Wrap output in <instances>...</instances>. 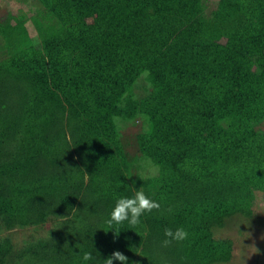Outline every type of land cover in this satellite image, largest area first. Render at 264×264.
<instances>
[{
  "label": "trees",
  "instance_id": "1",
  "mask_svg": "<svg viewBox=\"0 0 264 264\" xmlns=\"http://www.w3.org/2000/svg\"><path fill=\"white\" fill-rule=\"evenodd\" d=\"M8 1L19 7L14 15L0 8V65L29 68L33 79L30 92L38 100L39 110L40 102L58 98L55 88L62 90L70 85L68 93H83L85 96L81 98L87 104L85 123L98 126L89 135L95 153L100 150L110 155L119 146L121 136L116 125L100 114L108 111L111 100L116 111L130 108L128 102L134 86L142 81L146 96L139 100L145 115L153 122V132L144 135L140 150L160 160L162 172L158 179L144 183L145 195L160 203L157 218L149 214L146 223L162 230L176 226L187 231V239L180 242L182 261H177L178 264H231L233 242L216 237V233L234 227L239 234L243 225L257 222L250 213H244L240 204L250 188L264 190V129H260L264 127V0H223L210 9L204 7V1L187 2L190 17L187 21L178 18V22L182 21L179 26L175 10L169 8L172 0ZM98 4H103L102 11L106 8L107 14L94 17L93 24L87 25L86 19L99 10ZM23 7L30 13L31 21H39L50 32V39L27 38L25 14L18 12ZM120 8L124 13L119 19L132 25L128 26L130 29L126 26L127 36L131 37L113 49L105 26H101L114 15L120 17ZM137 23L146 26L135 28ZM18 27V33L14 32ZM91 34L95 39H91ZM85 39L87 42L82 41ZM80 47L81 53L76 51ZM195 48L202 50V54L195 52ZM94 49L99 60L94 57ZM91 50L92 55L87 53ZM162 60H166L163 68L150 66L151 62ZM78 76L82 80H77ZM243 110L247 115L241 125L234 117ZM32 120L35 124V117ZM61 124L60 118L51 120L46 114L36 132L42 134L53 129L54 135L64 140ZM28 136L30 141L31 134ZM18 145L26 144L21 141ZM19 162L25 163L21 158ZM53 168L64 170L65 166L54 164ZM108 170L105 176L112 177ZM71 172L70 176L76 173ZM208 177H215L221 190L212 196L198 194L200 186L212 185ZM100 187L95 204L100 203L99 208L108 220L116 201L126 197L127 192L110 185ZM222 187L228 188L226 192ZM77 193L68 200L70 204L75 203ZM1 194L0 191V199ZM7 214H0V227L8 220L14 223ZM73 215L63 223L67 228L79 219ZM96 216L99 217L98 212ZM119 226V234L114 236L112 232L109 241L99 239L105 243L100 249L104 252L103 260L140 237V225L132 226L125 221ZM70 229L63 238L75 233L91 236L82 224L75 231ZM1 242L0 264H7L10 242L8 239ZM48 244L50 251L47 247L44 250L56 252L52 242ZM98 247L99 244L88 252L99 262L100 258L95 257ZM32 255L30 248H21L15 258L28 264L25 259H31Z\"/></svg>",
  "mask_w": 264,
  "mask_h": 264
},
{
  "label": "rangeland",
  "instance_id": "2",
  "mask_svg": "<svg viewBox=\"0 0 264 264\" xmlns=\"http://www.w3.org/2000/svg\"><path fill=\"white\" fill-rule=\"evenodd\" d=\"M197 1L172 0V3L170 2L169 8L175 10L173 12L176 18H174L178 26L179 22L187 21L190 17L188 12L190 8L186 7L187 2L197 4ZM200 1H204L206 5L204 7L208 9L213 8L216 2L220 4L223 2V0ZM92 2L99 3L97 0H92ZM102 5L98 4L99 10L95 11L96 14L86 19L87 25L93 24L91 22L94 17L107 14L106 8L102 11ZM109 6H112L110 2ZM18 7L19 4L15 2L0 0V8L3 12L14 15L16 13L14 10ZM101 11L105 13L102 14ZM18 12L25 14L26 19L23 24L27 38L38 37L41 41L50 39V32L42 27L39 21H31L30 13L25 7ZM123 13L124 10L120 8L118 11L120 17L114 15L111 21L101 26H105V31L111 43L114 44L113 49L118 47L122 41L124 43L129 36L131 37V35L127 36L128 28L130 29L128 26L131 24H128L125 19L120 20ZM178 18L182 21L178 22ZM134 25L138 29L146 26L142 23ZM18 30H20L19 27L14 28V32L18 33ZM89 36L95 39L93 34ZM82 41L87 42V39ZM81 49L82 47L77 48L76 51L81 53ZM194 50L198 51L196 48ZM200 51L198 53L202 54V50ZM87 53L92 55L93 52L91 50ZM97 54L99 55L94 49V57L99 60ZM204 54L203 49V56ZM166 58L169 57L166 56ZM165 61H154L150 63V66L154 69L163 68L166 65ZM29 73L30 70L26 67L13 68L0 65V78L3 77L0 79L2 86L0 88V191L2 192L0 214L8 213L14 222L10 224L8 220V223L5 222V225L0 227L1 241L8 239L10 242L7 264L23 263V260L15 258L16 252L21 248H30L33 252L31 259H25L29 262L28 264H103L105 256L103 250L101 252L100 249H103L105 243L99 239L102 237L109 241L112 231L120 226L116 225L115 229V224H113L112 229L108 228L105 212L99 208L100 203L95 204L96 198L99 197L98 187L101 186L102 189L110 185L120 190L123 189L127 192L126 197L131 198L134 197L136 190L144 191L145 182L153 178L158 179L162 173L160 160L142 154L140 150L144 135L153 132V122L145 115L146 112L142 109L139 100L146 96L144 84L139 80L134 86L132 100L128 102L130 108L128 106L116 111L115 105L112 104L114 100H111V105L107 107L108 111L103 115L100 114L105 121H112L121 135L118 141L119 146L113 148L110 155H104L100 150L99 153H95L96 147L92 144L93 141L89 140L90 132L96 131L98 126L85 123L87 104L83 103L81 98L85 95L78 91L68 93L70 85H65L62 90L55 88L58 98L46 103L40 102L42 104L39 105V110L36 105L39 102L35 100V94L30 92L29 85L33 79ZM77 80L80 81L82 78L78 76ZM76 84H79L78 81ZM46 114L51 120L56 117L60 118L64 140L57 138L53 129L42 134L36 132L38 124L45 119ZM246 115V110L239 111L235 114L234 120L243 125ZM34 117L35 124L32 120ZM260 129L263 130L264 127L261 126ZM30 134L29 141L28 135ZM21 141L26 145H18ZM120 154L121 158L118 157ZM19 157L25 161L24 165L19 162ZM54 164L63 165L65 169L55 170ZM109 168L111 170H108ZM106 170L112 173V177L105 176ZM71 171L76 173L70 176ZM217 171H220V168ZM207 181L212 185L200 186L197 188V193L207 196L218 193L220 186L216 184L218 182L215 181V177L212 179L208 177ZM222 189L226 192L228 188L222 187ZM74 192L79 194L77 193L75 203L70 204L68 200ZM120 192L122 191L118 193ZM102 201L105 204L106 199ZM71 208L78 210L75 215L79 219L76 218L77 221L75 220V224L70 229L63 223L67 218L74 216ZM240 208L244 213H250L254 219H257V222H248L247 225H243V230L241 226L242 233L238 234L236 228L229 227L225 232L221 230L216 233V237L230 239L233 242L231 264H264V239H261L264 237V190L250 188L244 193ZM67 211L70 214L66 213ZM159 211L160 209L143 214L140 217V227H138L140 235L138 241H133L120 248L121 252L132 260L129 264H135V260L143 264H178L182 261L181 243L173 242L167 247L162 246V241L165 239L162 238L165 237L164 230L146 223L149 214L157 218ZM96 212L99 217L96 216ZM82 217L85 221L81 219ZM24 221H29V223L25 226L17 225ZM80 224L83 225V229L90 231L92 238L91 236L82 237L76 233L70 238H63L65 231L68 229L75 231ZM168 229L175 231L177 227ZM65 241L68 244H65ZM49 242H52L53 247H51L55 248L56 252H49ZM97 244L99 247L95 257H99L100 261H94V258L84 261L83 254L97 247ZM115 244H118L117 240ZM253 244L260 250L259 255H256L254 249L251 248ZM46 247L49 251L44 250ZM42 250L40 255L39 252ZM159 260L162 262H157Z\"/></svg>",
  "mask_w": 264,
  "mask_h": 264
},
{
  "label": "clouds",
  "instance_id": "3",
  "mask_svg": "<svg viewBox=\"0 0 264 264\" xmlns=\"http://www.w3.org/2000/svg\"><path fill=\"white\" fill-rule=\"evenodd\" d=\"M73 214L78 212L77 209L71 208ZM160 203L157 201L149 199L142 189L136 190L135 195L132 198L122 197L118 199L115 203V206L110 214V219L106 221L109 229H112L113 224L120 225L123 222L127 221L132 226H137L141 223L140 217L145 213H150L153 210H159ZM171 211V209H169ZM63 218V216H60ZM111 231V230H110ZM114 236L118 235L120 230L117 228L115 231H112ZM250 235V234H248ZM165 239L162 241V246L167 247L173 242H182L188 237L187 231L183 228H177L175 231L171 229L164 230ZM264 239V237H261ZM254 249L255 254L259 255L260 250L257 249L254 244L251 246ZM93 257L91 253L85 252L83 254L84 261H90ZM116 261L118 264H129L128 257L125 256L120 251H114L112 254L103 260V264H113Z\"/></svg>",
  "mask_w": 264,
  "mask_h": 264
}]
</instances>
